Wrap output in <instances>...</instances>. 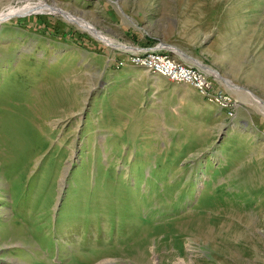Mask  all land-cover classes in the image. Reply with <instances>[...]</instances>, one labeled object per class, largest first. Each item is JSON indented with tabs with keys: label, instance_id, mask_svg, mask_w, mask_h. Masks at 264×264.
Segmentation results:
<instances>
[{
	"label": "rangeland",
	"instance_id": "1",
	"mask_svg": "<svg viewBox=\"0 0 264 264\" xmlns=\"http://www.w3.org/2000/svg\"><path fill=\"white\" fill-rule=\"evenodd\" d=\"M0 15V264H264V0H0ZM164 39L202 48L242 120L129 113L130 63L106 52Z\"/></svg>",
	"mask_w": 264,
	"mask_h": 264
},
{
	"label": "crops",
	"instance_id": "2",
	"mask_svg": "<svg viewBox=\"0 0 264 264\" xmlns=\"http://www.w3.org/2000/svg\"><path fill=\"white\" fill-rule=\"evenodd\" d=\"M218 14L219 13L216 15ZM192 26L195 28L196 25ZM208 36H211V39L208 40V43H210V41L213 40L214 34H207L204 38L205 41ZM212 43L214 42L212 41L210 43V47L215 46V44ZM151 47H157L161 52L168 53L175 59L186 64L202 65L204 68L206 67L216 71V69L212 67L213 61L207 58L205 54L203 55V52H201L202 48L197 45L184 46L181 45L180 42L174 43L164 39L158 40L155 43L140 44V46L136 45V47L133 48L141 51L143 49H150ZM106 53H108V55H106V62L110 61L109 63L112 64L111 61H114L113 64H115V66H113V68L115 69H121V67L124 66L121 65V67H118L119 64H117V60H119V58L125 61V63H130L129 65L131 68H129L128 73L124 75L130 77V83L132 85H137L136 92L134 93L140 92L142 98L141 100L136 98V104H134L133 109L130 110L129 113L135 116L138 111L143 118L144 124L149 127L178 125L180 118L194 123L197 121H199V123H209L224 121L237 122L238 120H242L238 113L234 118L229 117L226 110L220 109L214 103L207 102L199 90L188 83H177L167 77L152 74L142 66L127 61V57L123 53V56L115 55L112 50ZM112 78H114V76ZM111 82L112 80H110L108 84Z\"/></svg>",
	"mask_w": 264,
	"mask_h": 264
},
{
	"label": "bare ground",
	"instance_id": "3",
	"mask_svg": "<svg viewBox=\"0 0 264 264\" xmlns=\"http://www.w3.org/2000/svg\"><path fill=\"white\" fill-rule=\"evenodd\" d=\"M46 8H53V9H57L60 10L59 7H57V5H55V3H52L51 6H44ZM37 9V7H28L22 11L19 12H13L9 15H19V14H26V13H31V12H35ZM66 16L70 17L71 19H74V21L76 23H78V25H81L82 29L86 30V31H91V27L89 26V24L86 22V20L73 16L72 14H70L68 11L63 12ZM0 15V22H2V20H4V16ZM94 32V30H92ZM91 31V32H92ZM96 31V30H95ZM96 36L99 39H103L104 42L107 43H111L113 46H117L116 43L114 41H112L111 39H107L106 37L102 36L101 34H99L98 31H96ZM114 43H112V42ZM120 47V46H117ZM167 58V60L171 61L173 66L178 68L180 73L182 74V76L177 79L174 78L173 75L170 74V71H163L160 68H156V63L153 61H144L141 62L142 60H135V61H130V62H139L138 64L142 67H148V70L155 75H159V76H163V77H167L168 79L174 81V82H184V83H188L190 85H192L193 87L197 88L199 90V92L201 93V95L205 98V100L207 102L210 103H214L216 104L220 109H224L226 110L227 114H232V110L235 107L234 101H229V100H222V96L221 94L215 90L214 88L207 86V84H205L202 81H198L195 76L193 74H189V72L191 71V68H189L188 65L184 64V63H180L175 59L170 58L169 56H163V58ZM218 76V75H217ZM181 85V84H180Z\"/></svg>",
	"mask_w": 264,
	"mask_h": 264
},
{
	"label": "built area",
	"instance_id": "4",
	"mask_svg": "<svg viewBox=\"0 0 264 264\" xmlns=\"http://www.w3.org/2000/svg\"><path fill=\"white\" fill-rule=\"evenodd\" d=\"M135 60H151L156 63V68H160L163 71H170V74L173 75L174 78L179 79L182 76L179 69L174 67L171 61L167 60V58L165 57L163 58V52H161L157 47H151L150 49L135 51V53L131 54L127 58V61ZM121 62H123V60H121L119 64H121ZM189 74H193L198 81H202L207 84V86H210L217 90L221 94L222 100H235V98L233 97L231 92H229L228 89L224 87L222 88L217 84L216 80L218 79L216 75L211 73L210 71L205 70L202 66L195 64L191 65V71L189 72Z\"/></svg>",
	"mask_w": 264,
	"mask_h": 264
},
{
	"label": "water",
	"instance_id": "5",
	"mask_svg": "<svg viewBox=\"0 0 264 264\" xmlns=\"http://www.w3.org/2000/svg\"><path fill=\"white\" fill-rule=\"evenodd\" d=\"M201 66V65H200ZM204 68V67H203Z\"/></svg>",
	"mask_w": 264,
	"mask_h": 264
}]
</instances>
